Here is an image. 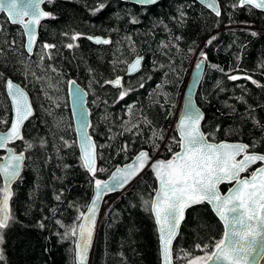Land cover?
<instances>
[{"label":"trees","instance_id":"obj_1","mask_svg":"<svg viewBox=\"0 0 264 264\" xmlns=\"http://www.w3.org/2000/svg\"><path fill=\"white\" fill-rule=\"evenodd\" d=\"M234 2L219 0L221 11L216 16L197 0H157L147 5L127 0H52L44 6L56 18L42 21L31 54L25 49L21 26L1 14L0 127L11 116L7 77L29 91L35 112L24 125L23 139L10 143L26 156L12 186L11 219L3 230L0 264H76L75 238H64L61 224L72 225L78 210L85 209L93 177L83 167L77 146L67 95L71 78L88 90L96 176H107L142 148L165 158L178 149L171 139L178 138L174 122L190 69L202 51L207 60L196 100L204 111L205 134L212 140H241L249 150L264 153V11L233 8ZM100 3L105 7L93 14ZM212 32L216 39L206 45ZM74 33L83 35L72 41ZM97 34L112 43L84 38ZM69 43L74 47L68 48ZM45 44L55 47L45 49ZM138 55L143 58L140 68L127 74L128 63ZM230 75L241 79L230 80ZM118 77L123 88L106 83ZM124 89L128 94L119 99ZM153 132L163 136L156 140L158 148L153 147ZM125 145L127 150L122 151ZM155 187L154 174L146 168L123 190L106 196L90 264H161L156 225L144 204L152 199ZM226 187L221 185L222 190ZM222 233L209 204L189 207L173 243L174 264L180 254L203 255L195 246L210 244Z\"/></svg>","mask_w":264,"mask_h":264},{"label":"snow or ice","instance_id":"obj_2","mask_svg":"<svg viewBox=\"0 0 264 264\" xmlns=\"http://www.w3.org/2000/svg\"><path fill=\"white\" fill-rule=\"evenodd\" d=\"M52 0H0V13H7V18L12 24H19L23 32L28 36L27 50L31 51L35 26L40 24L42 19H55L53 13L44 11L41 5ZM149 2V0H145ZM156 3V0H150ZM218 0H206L207 6L220 15L217 8ZM105 7L100 3L93 10V14ZM233 8L247 7L264 10V0H235ZM27 18V19H25ZM132 23L138 21L132 19ZM2 30V29H0ZM253 36L256 32L251 33ZM67 36L68 33H65ZM81 33H74L70 39L76 41L82 37ZM95 40L97 44H110L109 39L84 37ZM216 37H211L206 45H211ZM14 43V42H13ZM55 45L45 44V49L54 48ZM68 48L74 47L73 43L67 44ZM201 63L207 60V53L201 52ZM50 58V57H49ZM142 57H137L131 63L128 71L135 72L142 62ZM198 63L196 68L199 69ZM213 67H217L213 65ZM55 71V69H52ZM223 71V69H220ZM230 80L241 79L240 76L230 75ZM251 79V77H243ZM122 78H116L106 83L123 88ZM253 84H257L252 80ZM8 94L14 101L16 119L11 125L8 133L0 136V148L4 142L14 139H23L20 133V126L32 113L27 103L24 92L18 85H14L11 80L6 81ZM143 86V85H141ZM258 87L262 85L257 84ZM71 87H75V81L71 82ZM79 95V90H76ZM128 90L124 89L119 94V99H124ZM203 119L202 113L195 109H190L185 113L176 125L177 136L171 139L181 149L173 153L171 159L148 162L151 157L147 151L141 150L135 156L131 164L123 168H117L111 174V181H101L96 179L97 169L94 167L93 144L87 133L81 137L82 160L90 175L93 177L94 187L97 189L95 199L85 211L78 210V216L72 225L65 228L64 238H76V256L78 264H84L87 252L92 240L93 228L95 225L96 205L101 199L102 193L113 192L125 187L135 176L139 175L145 167H150L153 171L158 188L154 189V199L145 200L144 204L154 215V220L158 226L159 239L162 245V257L164 264H172L171 245L177 235L181 221L184 219L185 209L196 204L207 202L211 205L219 220L223 222L222 238L213 240L210 244H197L195 247L203 255L188 259L190 253H184L181 257L186 264H259V260L264 259V164L247 178H240V173L257 161L264 162V154H249V145L219 143L213 144L207 141V137L200 129V121ZM146 124L150 121L145 120ZM139 129V125H132ZM131 131L132 128H127ZM153 147L158 148L156 140H162L160 133L153 132ZM67 144V142H65ZM31 147V145H29ZM169 151H171L170 146ZM127 150V145L122 151ZM243 154L241 160L236 157ZM23 154H11L6 162L0 163V176L4 177V187L0 188L3 198L0 199V244H3V230L9 227L11 219L8 213V201L11 197L9 185L14 181L21 170ZM103 171V169H100ZM235 181L236 186L229 189L228 194L222 195L219 191L221 183H231ZM60 199L59 196L56 197ZM57 223H61L57 221ZM43 225L41 224V227ZM211 249V250H209ZM4 259L0 251V261Z\"/></svg>","mask_w":264,"mask_h":264},{"label":"water","instance_id":"obj_3","mask_svg":"<svg viewBox=\"0 0 264 264\" xmlns=\"http://www.w3.org/2000/svg\"><path fill=\"white\" fill-rule=\"evenodd\" d=\"M127 1H130V2H133V3H137V4H141V5H147V4H152L149 0V2H145V0H127ZM157 1V0H156ZM199 1L201 4H203L204 6H206L209 10H211L208 6H207V3H206V0H197ZM45 4V3H44ZM44 4L41 5V8L42 10L44 11H48L50 12V10L46 9ZM217 8L219 11L220 10V3H219V0L217 2ZM260 10V9H259ZM212 11V10H211ZM264 11V10H262ZM214 13V12H213ZM1 14H4L6 17H7V13H0V16ZM8 19V18H7ZM27 19V18H25ZM46 19V18H45ZM45 19H42L40 24L36 25L35 26V34H34V37H33V45H32V49L31 51H28L27 50V42H28V36L24 33V46H25V49L26 51L31 54L33 53V48L35 47V45L37 44V41L39 39V28H40V25L42 23V21H44ZM0 28H1V21H0ZM215 35V32H212L208 37H207V40H209V38L213 37ZM91 37H94V38H101V39H109V37H104L102 35H89ZM92 42L96 43L95 40H91ZM137 57H142L141 55H138L136 57H134L127 65V74H133L135 72H129L128 69L131 65V63L134 62V60L137 58ZM200 63L201 64V67L199 69L196 68V65ZM141 66V65H140ZM139 66V68H140ZM138 68V69H139ZM204 71H205V61L203 63H201V56L194 62L192 68L190 69V72H189V75L187 77V80H186V84L184 86V90H183V93H182V98H181V107H180V112L179 114L177 115L176 119H175V122H174V128L176 130V125L177 123L181 120V118L183 117V115L187 112H189L190 109H195L196 111L202 113L203 115V119L200 121V129H201V132L205 134L203 128H202V122L204 120V111L203 109L200 107V105L197 103V100H196V94H197V91L199 89V86H200V83H201V80H202V77L204 75ZM116 78L114 79H111L110 81L112 80H115ZM8 80H11L13 82L14 85H18L19 88L24 92L25 96H26V99H27V103L31 109V115L22 122L21 126H20V133H21V136L23 135V128H24V125L25 123L30 119V117L34 114L35 112V109H34V105L32 103V99H31V96H30V93L29 91L22 85L20 84L19 82L13 80L11 77H7L5 79V91H6V95L8 97V100H9V103H10V109H11V116H10V120L8 122V124L4 127V128H1L0 127V136L8 133L11 129V125L15 122V119H16V113H15V106H14V101L12 100L11 96L8 94V91H7V86H6V81ZM72 81H75V87L72 88L71 87V82ZM76 90H79V95L76 94ZM67 95H68V101H69V106H70V110H71V115H72V119H73V124H74V129H75V135H76V141H77V146H78V149H79V154H80V157L82 159V148H81V137L87 133L88 137L90 138V141L92 142L93 144V151H94V167L96 165V143L94 141V138L93 136L91 135L90 133V124H91V119H90V109H89V106H88V103H87V100H88V92L87 90L78 82L76 81L75 79L71 78L69 81H68V86H67ZM177 132V131H176ZM178 135V133H177ZM205 136L207 137V135L205 134ZM19 139H14V140H9V141H5L4 142V147L3 148H0V150H2V154L0 156V163H4L6 162L7 158L15 153L17 155L19 154H23V162H22V166H21V170H20V173L18 175V177L20 176L21 172H22V169H23V165H24V160H25V151L24 150H19V151H16L14 149V147H12L10 145V143L12 142H15ZM207 141L209 143H213V144H219V143H228V144H240V145H247L246 142L244 141H241V140H228V139H221V140H212L210 138L207 137ZM141 150H144V151H148V149L146 148H142L140 149L139 151ZM137 151L128 161L126 162H123L122 164H118L116 165L110 172L107 176L105 177H99V176H96L95 178L96 179H100L101 181H108L110 182L111 181V174L114 173L116 171L117 168H123L125 165L127 164H131L132 161L134 160L135 156L138 154ZM181 151L180 147H178V149L174 152H179ZM255 153V154H264L263 152H258V151H255V150H249L248 149V153L251 154V153ZM150 157H151V160L148 162L149 164H151L152 162L154 161H158V160H167V159H171L172 158V155L170 157H162V156H154L152 154H150ZM243 158V154L239 155L236 157V159L239 161ZM83 162V160H82ZM255 164H258L256 165L253 170L246 174L244 172L240 173V178L243 179V178H247L250 176L251 173L255 172L256 169L260 168L262 166V164H264V162H260V161H257L256 163H253L251 164L247 169H249L251 166L255 165ZM146 168H149L150 167H145L143 169V171L146 169ZM151 170V169H150ZM142 171V172H143ZM152 171V170H151ZM140 172L139 175L142 173ZM153 172V171H152ZM154 174V173H153ZM137 175V176H139ZM135 176V178L137 177ZM1 177V182H2V188L4 187V177L0 176ZM18 177L12 181L9 185V190L11 192V197H12V194H13V183L18 179ZM155 177V176H154ZM132 179L131 182L133 180ZM156 180V179H155ZM130 182V183H131ZM129 183V184H130ZM129 184H127L125 187H127ZM222 184H226L227 187L222 190L221 188V185ZM236 186V182L233 181L231 183H221L218 187H219V191L222 195H226L228 194L229 192V189L230 188H233ZM125 187L121 188V189H118L116 191H113V192H107V193H102L101 195V199L100 201L97 203L96 205V208H97V212H96V217H95V225H94V228H93V235H92V240H91V243H90V246H89V249H88V252H87V258L84 262V264H89L90 263V259H91V254H92V250H93V247H94V242H95V238H96V235L98 233V230H99V225H100V219H101V215H102V212H103V204H104V200H105V197L109 194H113V193H117L121 190H123ZM158 188V182L156 181V187L155 189ZM96 191L97 189L94 187V183L92 181V194H91V197L89 199V202L88 204L86 205L85 209L83 211L86 210V208L88 206L91 205L92 201L95 199V196H96ZM11 197L9 198V201H8V213L10 215V205H11ZM155 197V193H153V196H152V199H154ZM3 198V193L0 192V199ZM207 203V202H206ZM208 204V203H207ZM194 206V205H193ZM211 210L213 211V213L215 214V210L214 208L209 205ZM188 208L185 209V212H184V218H185V215H186V212H187ZM153 215V214H152ZM216 215V214H215ZM217 216V215H216ZM153 218H154V215H153ZM218 218V216H217ZM219 219V218H218ZM184 220V219H183ZM183 220L181 221L180 223V226H179V229L177 231V235L176 237L178 236L179 234V231H180V227H181V224L183 222ZM155 222V220H154ZM221 224H222V227H223V222L220 221ZM156 225V223H155ZM156 229H157V236H158V244H159V254H160V262L161 264H164V261H163V257H162V251H161V248H162V245H161V242H160V239H159V233H158V226L156 225ZM223 230H224V227H223ZM176 237L173 239L172 241V245H171V259H172V264H174V260H173V243H174V240L176 239ZM222 238V237H221ZM76 239V238H75ZM76 243H74V255H75V261H76V264H78L77 262V256H76ZM261 260H259V264H260Z\"/></svg>","mask_w":264,"mask_h":264},{"label":"rangeland","instance_id":"obj_4","mask_svg":"<svg viewBox=\"0 0 264 264\" xmlns=\"http://www.w3.org/2000/svg\"><path fill=\"white\" fill-rule=\"evenodd\" d=\"M183 255L184 254H180L179 256H178V258H179V261H178V264H186V262L181 258V257H183ZM188 259H193V258H190V257H188Z\"/></svg>","mask_w":264,"mask_h":264},{"label":"bare ground","instance_id":"obj_5","mask_svg":"<svg viewBox=\"0 0 264 264\" xmlns=\"http://www.w3.org/2000/svg\"><path fill=\"white\" fill-rule=\"evenodd\" d=\"M35 47H36V45H35ZM35 47L33 48V51H34V49H35ZM87 90V89H86ZM87 92H88V90H87ZM31 96V95H30ZM90 109V108H89ZM91 133V132H90ZM92 135V134H91ZM114 194V193H113ZM110 195V194H109ZM105 199H106V197H105ZM104 205H105V200H104V204H103V210H104ZM103 213V212H102ZM97 236V235H96ZM95 240H96V238H95ZM95 243V242H94ZM90 264V263H89Z\"/></svg>","mask_w":264,"mask_h":264},{"label":"flooded vegetation","instance_id":"obj_6","mask_svg":"<svg viewBox=\"0 0 264 264\" xmlns=\"http://www.w3.org/2000/svg\"><path fill=\"white\" fill-rule=\"evenodd\" d=\"M258 165V164H255V166Z\"/></svg>","mask_w":264,"mask_h":264}]
</instances>
